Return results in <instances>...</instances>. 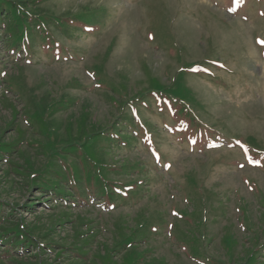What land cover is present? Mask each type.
Masks as SVG:
<instances>
[{
	"label": "rangeland",
	"instance_id": "obj_1",
	"mask_svg": "<svg viewBox=\"0 0 264 264\" xmlns=\"http://www.w3.org/2000/svg\"><path fill=\"white\" fill-rule=\"evenodd\" d=\"M28 1L49 37L0 21V232L35 224L56 264L242 262L264 241V0ZM50 180L71 196L28 184ZM16 249L0 264L38 251Z\"/></svg>",
	"mask_w": 264,
	"mask_h": 264
},
{
	"label": "trees",
	"instance_id": "obj_2",
	"mask_svg": "<svg viewBox=\"0 0 264 264\" xmlns=\"http://www.w3.org/2000/svg\"><path fill=\"white\" fill-rule=\"evenodd\" d=\"M31 1L35 5L36 3L41 2L42 0H31ZM26 2H27V4H26ZM26 2L23 3L20 0H0V12H1V14H3L2 16H0V21H2V25L4 26V28L6 27L8 31H11L15 35V38L17 40H21L23 44H24V40H25V42H27V45H28L27 48L30 50L32 43L38 44L40 42V40L39 39L38 40L33 39L34 38L33 37L34 31H30V30H34V27L32 28V25L30 24L31 20H29V17H28L30 15V13L32 15V9H29L30 5H28L30 3V1L26 0ZM32 16H34V18H36L37 20H42L40 17H37L35 14ZM32 16H30V18ZM43 16H46V15H43ZM72 16H74V15H72ZM76 17H78V16L76 15ZM44 20H46V19H44ZM55 21H57L58 24H60V25L63 24V21H61L59 18H55ZM42 23H43L44 32H46L45 34L42 33V35L49 37V33L47 32V26L43 22V20H42ZM96 23L97 22L93 17L88 19V21H87V24H92L91 25L92 27L95 26ZM77 24H80V26H82L81 27L82 30H86V31L90 30L89 27L84 29V27H83L84 24H82V22L77 23ZM17 27L19 28V30L16 29ZM22 34H25L24 35L25 38H23V39H21ZM173 92H171V94H173ZM134 101L139 102L140 99L133 100L130 98L129 100L122 103L120 105L119 109L124 110L125 105H129V102H134ZM144 104H146V103H144ZM130 105H132V104L130 103ZM120 121H121L120 116H117L115 119L112 120V122H110L109 124L106 125V128H110L111 126L118 124V123L120 124ZM2 148H4V149H0V151H3V150L6 151V149H9L11 147L2 145ZM62 176L64 177L63 174H62ZM74 181L79 182L80 185H75V186L78 190V194L81 195L83 192L82 191V185L83 184L80 183V180H74ZM28 184L30 185L31 189L32 188H38L42 192H48V190H53L52 193L55 192L56 195H59L56 197L57 199H63L64 200L65 198L71 196L69 189L66 187L67 183L63 184V183H61V181L56 182V181L50 180V181H44V182H40V183H33V182L28 181ZM30 202H31L30 203L31 205L27 206L28 208H31V206L34 203V201H30ZM36 231H38V227L35 224H30V226H28V225L25 226V224L23 223L22 220H20V222H16V223L9 222V226H5L2 228V230L0 232V245L1 246H8V248H11V250L16 249L17 246L18 247L25 246V248H27V249L30 246L31 247L35 246L38 249V252L37 253L35 252L36 255H33V260H32V257H31L30 261H26V260L23 261L22 260L23 258L19 259L18 257H16L17 259H14L12 261L13 264H56L55 261H53V263H51L47 259H45L44 261L37 259L38 256L40 255V253H42L43 255L44 254L47 255L48 253H51V251H52L51 244L52 243L46 241V242H40L41 244L37 245V243H38L37 235L34 236V232H36ZM33 237H35V239ZM261 246H264V241L263 240L260 241L259 235H257V234L254 235L252 246L250 247V249L248 248L249 251H248V253H246L245 259L242 262L237 263V264H257L256 260L254 258H252V254L255 253L257 250H259V248ZM16 252L18 253V251H16ZM30 252L31 251H28L27 253H30ZM8 253H10V252H8ZM34 258H35V260H34ZM221 264H224V263L221 262Z\"/></svg>",
	"mask_w": 264,
	"mask_h": 264
},
{
	"label": "snow or ice",
	"instance_id": "obj_3",
	"mask_svg": "<svg viewBox=\"0 0 264 264\" xmlns=\"http://www.w3.org/2000/svg\"><path fill=\"white\" fill-rule=\"evenodd\" d=\"M257 43L261 44V45H264V40H257Z\"/></svg>",
	"mask_w": 264,
	"mask_h": 264
}]
</instances>
